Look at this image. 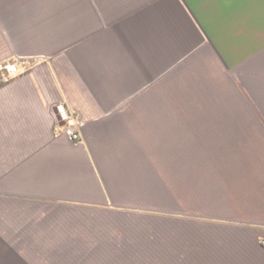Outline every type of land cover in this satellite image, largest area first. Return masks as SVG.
<instances>
[{"label":"crops","instance_id":"crops-1","mask_svg":"<svg viewBox=\"0 0 264 264\" xmlns=\"http://www.w3.org/2000/svg\"><path fill=\"white\" fill-rule=\"evenodd\" d=\"M204 1L200 12L187 3L194 16L176 0L0 14L14 23L1 27L2 52L28 60L0 67V264L33 261L23 248L52 256L40 261L88 260L96 244L84 231L103 226L87 206L104 203L119 170L146 165L153 134L166 137L170 78L196 77L183 86L192 94L222 88L225 127L264 135V0ZM57 104L83 122L78 140L63 133ZM249 144L262 152L242 160L209 221L170 243L163 234L160 264H264V142Z\"/></svg>","mask_w":264,"mask_h":264},{"label":"rangeland","instance_id":"rangeland-1","mask_svg":"<svg viewBox=\"0 0 264 264\" xmlns=\"http://www.w3.org/2000/svg\"><path fill=\"white\" fill-rule=\"evenodd\" d=\"M67 1L0 0V14L24 15L25 20L43 13L60 14L62 4ZM71 1L75 4L83 0ZM176 1L192 16L188 4L200 12L206 2ZM72 8L78 9L75 14L79 13V6ZM8 24L13 26L14 23L0 20V35L4 30L1 27ZM7 40L0 37V67L8 61L17 65L27 62L21 56L7 60V53L2 52ZM207 40L203 35V41ZM189 78H183V81L180 77L168 79V132L166 137L162 135L161 143L158 135L153 134L150 160L146 157V165L128 166L123 175L119 170V179L111 183L113 188L106 190L109 197L104 203L87 206L96 212L88 217L103 226L98 230L84 231L87 240L96 244L87 246L92 249L89 253L97 255L80 256L88 258L87 261H40L37 259L52 256L43 250L40 253L23 248L24 255L34 259L24 264H160L163 234L170 243L177 229L184 225L190 227L192 223L209 221L208 210L213 212L214 208L223 205L224 192L234 187L242 160L251 153L262 152L248 150L246 146L264 142V135L236 133L233 128L225 127L222 88H216L215 94L213 91L204 96L192 94L184 87H191L196 77Z\"/></svg>","mask_w":264,"mask_h":264},{"label":"built area","instance_id":"built-area-1","mask_svg":"<svg viewBox=\"0 0 264 264\" xmlns=\"http://www.w3.org/2000/svg\"><path fill=\"white\" fill-rule=\"evenodd\" d=\"M20 64L24 65L25 61L20 62ZM11 70H15L14 67L10 68ZM57 118L64 124L63 133L71 140L75 141L79 137V132L83 127V122L73 115H71L65 108L63 104H57L55 106Z\"/></svg>","mask_w":264,"mask_h":264}]
</instances>
